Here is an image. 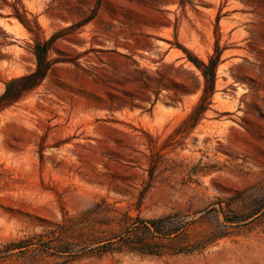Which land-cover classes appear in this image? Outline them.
I'll return each instance as SVG.
<instances>
[{
	"label": "rangeland",
	"instance_id": "374dc122",
	"mask_svg": "<svg viewBox=\"0 0 264 264\" xmlns=\"http://www.w3.org/2000/svg\"><path fill=\"white\" fill-rule=\"evenodd\" d=\"M36 45L0 110V248L32 243L0 264H264V0H0V94Z\"/></svg>",
	"mask_w": 264,
	"mask_h": 264
},
{
	"label": "trees",
	"instance_id": "16d2710c",
	"mask_svg": "<svg viewBox=\"0 0 264 264\" xmlns=\"http://www.w3.org/2000/svg\"><path fill=\"white\" fill-rule=\"evenodd\" d=\"M34 53L36 56V66L34 70L12 78L6 83L4 91L0 94V110L19 100L27 92L38 86L44 79L52 62L47 60L45 48L36 45ZM149 222L154 223V220H149ZM25 242H28V240L21 243L7 242L2 245V248H0V253L8 252L14 248L21 247ZM45 243L47 242H42L40 245H42L45 249L50 248V246Z\"/></svg>",
	"mask_w": 264,
	"mask_h": 264
},
{
	"label": "bare ground",
	"instance_id": "6f19581e",
	"mask_svg": "<svg viewBox=\"0 0 264 264\" xmlns=\"http://www.w3.org/2000/svg\"><path fill=\"white\" fill-rule=\"evenodd\" d=\"M241 32H242V27L239 29H236L235 34L233 35H237L238 33H241ZM239 46H240L239 48H236V49L234 48L233 50H231L232 55L234 56H232L231 58L223 62L219 68H220L221 73H223L224 76L228 79V81H226V84L231 85V83H235L238 86L235 92V99L239 107L241 108V110H239L238 113L241 112L240 114H242L243 112L242 109H244L246 105V100H247L246 98L248 95L247 92L250 93V91L248 89L249 85L247 83L240 84L239 82H237L238 78L236 77V70L238 66L241 63L245 62L246 60L251 61V62L252 61L256 62L258 61L259 58H258V53L249 44V41L246 37H244V34H243V39H241L239 43ZM228 95H229L228 93L223 92V91L216 92V97L219 100H222V99L226 100Z\"/></svg>",
	"mask_w": 264,
	"mask_h": 264
}]
</instances>
